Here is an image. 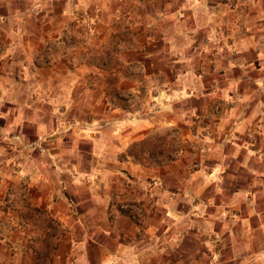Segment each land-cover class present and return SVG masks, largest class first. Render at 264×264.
<instances>
[{
    "label": "crops",
    "instance_id": "0c3cea01",
    "mask_svg": "<svg viewBox=\"0 0 264 264\" xmlns=\"http://www.w3.org/2000/svg\"><path fill=\"white\" fill-rule=\"evenodd\" d=\"M227 1L0 0V132L19 170L2 177L14 201L0 217V264H264V0H238L236 13ZM122 7L132 14L121 23ZM93 14L96 41L64 51L63 39L81 34L72 20ZM202 34L221 49L200 48ZM108 45L115 88L144 92L148 79L139 86L117 68L141 63L166 120H125L120 136L125 110L113 98L109 117L94 116L87 81L104 75L85 63ZM177 53L193 55L199 77L178 72ZM215 99L227 107L211 132L195 133V120L189 129L183 114ZM174 125L195 159L183 152L148 167L118 158L155 126ZM117 192L141 207L142 226L112 211Z\"/></svg>",
    "mask_w": 264,
    "mask_h": 264
},
{
    "label": "rangeland",
    "instance_id": "374dc122",
    "mask_svg": "<svg viewBox=\"0 0 264 264\" xmlns=\"http://www.w3.org/2000/svg\"><path fill=\"white\" fill-rule=\"evenodd\" d=\"M173 2H176V0H172ZM238 0H228L226 2V7L232 11L236 13V8H238L237 5ZM139 9V8H138ZM240 9V7H239ZM130 9L128 8H123L121 9V11L119 12V15L117 17V20L120 21L122 23V21L128 20L127 18L129 16H131V12L129 11ZM241 10V9H240ZM139 11H143L142 9H139ZM147 17H149L147 15ZM152 17V16H151ZM100 16L97 14H93L90 16V18H85L82 17V20L79 19L78 17L73 19V23H71V25H73L75 28V30L73 32H78L81 33L79 36L75 34H73V39L72 40L70 37H66L65 39H63V41L60 43V47L62 49H64V51L68 52V51H72L75 50L77 47H81L83 42H88V43H93L96 40L95 35L97 33V30L95 29V26L97 24V22L99 21ZM131 19V18H130ZM157 18H155L156 20ZM152 20V19H151ZM236 23L238 21V18L235 17ZM182 21H184V19L182 18ZM156 22V21H154ZM235 23V25H236ZM72 32L69 33V35H71ZM109 33V31L107 32ZM224 34V32H223ZM205 34H202L203 39ZM80 37V38H78ZM152 37V36H151ZM84 40H82V39ZM203 39H202V45L200 48L202 49H206V48H214V44L216 43H203ZM76 42V43H75ZM110 43V42H109ZM220 44V42H219ZM214 45V46H212ZM75 47V48H74ZM91 50L93 49L89 44L88 46ZM217 47V49H221V45L215 46ZM183 48V47H182ZM182 48H180L179 50H181ZM98 50H96L95 54H88V56L93 60L91 61L88 58V63H85V67L87 69H92L93 73L97 72L99 73L100 71L102 73L103 77H99V76H95V77H91L89 78V80L87 81V85H90V88L92 89V91L96 90L97 92H90L92 94H86L85 98H83L84 100H90L91 98V102L94 103V101H99L98 105L94 108H92L94 114L93 113L91 115H87L85 116L86 119H91V116H102V118L105 117H109L113 112H110L111 110H108L105 106H103V104H107L110 103L111 100H113V96L116 95L117 97H119L120 101L118 102V106L124 108L125 111L120 112V110L118 112H120L121 114H119L120 118H121V126L118 128V134L124 135L126 130H127V122H125V120L131 121V120H141L143 118H148L151 114L153 113H158L161 115H159V117L161 118L160 120H166L167 117H169V114L167 110L165 111H160V109H157V107H155V103L158 102L156 99H158L156 92H155V87L153 85H156L154 80L152 78H143L142 76L145 75L146 70L145 67L139 63V62H132L129 64H125L122 65L121 63H118V69L121 73V75L126 78V81H136L139 86L141 85L140 83L145 80L148 79V82L146 83V86L141 87L140 89H142L144 92H138V94H135L134 92H120L117 88H115V86L113 85L114 80L113 78L110 79V69L114 68L112 67V65H110V63L108 61L113 62V60L110 59L111 56V50L112 46L108 45V47L105 46V50L100 49V47H97ZM99 51V52H98ZM186 50H183V52H185ZM203 51V50H202ZM200 51V52H202ZM97 53V54H96ZM98 53H103L104 57L107 58L106 62L104 63L103 61L100 62V56H103L101 54ZM203 53V52H202ZM113 55V53H112ZM92 56V57H91ZM176 60H180L177 62V70L179 73H184L185 71L189 70L190 74L193 76L196 75L197 77H199L200 72H203L204 70H200V67L195 66V68H188V64L191 63L193 61V55H180V54H176L175 55ZM194 69V70H193ZM208 70H211L210 67H207ZM198 72V73H196ZM92 75V74H91ZM209 75V74H208ZM165 80V79H164ZM169 80V79H168ZM102 87V88H101ZM102 89V93L99 92ZM101 93V94H100ZM190 95V93H186L183 97H186ZM102 97V99L100 98ZM179 97V96H178ZM179 100V99H178ZM161 101V100H159ZM77 103V102H76ZM178 103V101H177ZM180 103V102H179ZM78 106L80 105V103H77ZM105 104V105H106ZM92 105V104H91ZM90 105V106H91ZM174 105V104H173ZM183 105V104H182ZM189 105V104H188ZM215 105H219V112L218 115L215 118H210L207 117L206 114L209 113L210 109L215 106ZM90 106H84V105H80V107H78L76 110L77 111H92L90 110L91 108H89ZM185 106V105H184ZM169 107V106H167ZM192 107H193V101H192ZM189 106V108H192ZM227 107V103L224 100H218L215 99L213 100L211 103L208 104V106L206 107V109L199 114H196L197 111H195V114L193 115V112H191V115L188 113H184L183 116H188V119L190 121V126H188L189 129L193 130V121L195 120L196 123V129L194 130L195 133L200 134L201 136H207L208 133L211 132V129L214 128V124L216 122V120H218L217 118L219 117L221 111ZM179 110V108H177ZM171 111V110H170ZM194 117V118H193ZM109 119V118H106ZM105 119V120H106ZM176 126H171L168 128H157L156 126L154 128L151 129L150 133L147 135V139L145 145L147 149H150V147H156L157 149V160L159 161H164V162H169V161H174L176 160V158L178 157V155L180 153H188L191 159H195V153L193 150V142L187 146L185 143H183V141H181V139L179 138V135L181 134L180 131L176 130ZM6 139V137H5ZM0 132V187H2V177H3V173L5 171H11V173L13 175H16L19 170H18V165L16 162H18L14 156L13 153L11 152L12 149H9L6 145H8ZM120 140H122L121 137H119V144ZM132 142H129L127 144V147L124 149L123 153L119 154L118 158H124V153L126 151V149L128 148V146L131 144ZM159 151V153H158ZM166 155L169 156V159L166 158ZM130 160H132L131 158H129ZM134 161L136 164L140 163L139 161ZM152 163H150L149 166H155L157 165V163H154L153 161H151ZM167 162V163H168ZM145 163V162H144ZM194 164V162H193ZM189 165V169L190 167H192L193 169L196 168V164L194 165ZM145 166V165H143ZM12 168H16L17 169V173L14 174L13 169ZM136 181H138L136 178L134 179V181H128V189L132 190L134 187H139L138 183H136ZM23 185V187H22ZM20 188L27 189L26 192H20V197L18 198V201L24 203V200L22 198V195L25 196V194L28 193V186L20 181ZM21 190V189H20ZM7 191H5L4 189H0V217H3V215L5 216L7 213L11 212L12 210V206H11V202L10 200L13 199V197L11 198L10 196H7ZM22 194V195H21ZM9 195V194H8ZM21 199V200H20ZM113 205L111 206V209L113 211V208L116 204H133L138 206L140 209L141 207L133 202L128 200L129 198L126 197L124 192H117L115 194H113ZM14 201V199L12 200ZM141 213H142V218L139 221H136L137 224H139L140 226L143 225L142 221H143V216H144V212L141 209ZM135 222V221H134ZM1 234V232H0ZM2 236H0V240H1ZM23 248H27L26 246H24ZM25 254L27 255L28 253L24 252V256ZM26 261H28V259H26ZM41 264H45L44 260L41 257Z\"/></svg>",
    "mask_w": 264,
    "mask_h": 264
},
{
    "label": "trees",
    "instance_id": "16d2710c",
    "mask_svg": "<svg viewBox=\"0 0 264 264\" xmlns=\"http://www.w3.org/2000/svg\"><path fill=\"white\" fill-rule=\"evenodd\" d=\"M113 99L116 101L118 100L120 101L119 97H117L116 95L113 96ZM146 139L147 138L142 139L137 142H132L126 149L124 156L126 158H131L135 161H139L140 162L139 164L145 165V166L150 165V163H152L151 161H153L154 163H158L159 161L157 160V157H156L158 155L157 149L156 147H153V146L150 147V149H147L145 145V143H147ZM166 158L169 159V156L166 155ZM117 212L121 213L122 211H117Z\"/></svg>",
    "mask_w": 264,
    "mask_h": 264
},
{
    "label": "built area",
    "instance_id": "2783aa9c",
    "mask_svg": "<svg viewBox=\"0 0 264 264\" xmlns=\"http://www.w3.org/2000/svg\"><path fill=\"white\" fill-rule=\"evenodd\" d=\"M203 43H208V39L204 38ZM218 112H219V105H215L210 109L209 113H207L206 116L210 118H215L218 115ZM12 169L14 174H16L17 169L16 168H12ZM23 191L26 192L27 189L23 188ZM114 211L127 212L129 214V218L135 222L139 221L142 218L141 209L133 204H121V203L116 204L113 208V212Z\"/></svg>",
    "mask_w": 264,
    "mask_h": 264
}]
</instances>
